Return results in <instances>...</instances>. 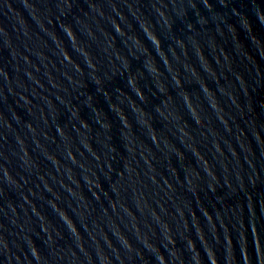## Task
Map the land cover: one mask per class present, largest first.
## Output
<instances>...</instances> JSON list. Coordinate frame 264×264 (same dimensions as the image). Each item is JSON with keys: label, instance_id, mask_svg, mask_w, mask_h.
I'll use <instances>...</instances> for the list:
<instances>
[{"label": "water", "instance_id": "water-1", "mask_svg": "<svg viewBox=\"0 0 264 264\" xmlns=\"http://www.w3.org/2000/svg\"><path fill=\"white\" fill-rule=\"evenodd\" d=\"M0 264H264V0H0Z\"/></svg>", "mask_w": 264, "mask_h": 264}]
</instances>
